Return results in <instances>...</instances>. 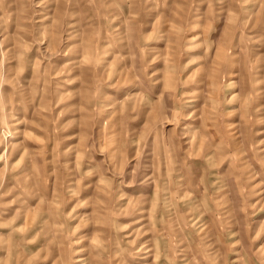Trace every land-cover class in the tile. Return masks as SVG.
I'll return each instance as SVG.
<instances>
[{
	"label": "rangeland",
	"instance_id": "374dc122",
	"mask_svg": "<svg viewBox=\"0 0 264 264\" xmlns=\"http://www.w3.org/2000/svg\"><path fill=\"white\" fill-rule=\"evenodd\" d=\"M0 264H264V0H0Z\"/></svg>",
	"mask_w": 264,
	"mask_h": 264
}]
</instances>
